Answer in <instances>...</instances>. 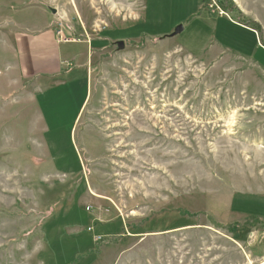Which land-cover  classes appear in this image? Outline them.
<instances>
[{
    "label": "rangeland",
    "instance_id": "374dc122",
    "mask_svg": "<svg viewBox=\"0 0 264 264\" xmlns=\"http://www.w3.org/2000/svg\"><path fill=\"white\" fill-rule=\"evenodd\" d=\"M221 30L264 47V0H0V264H264V62ZM44 31L90 54L74 133L19 83Z\"/></svg>",
    "mask_w": 264,
    "mask_h": 264
},
{
    "label": "crops",
    "instance_id": "0c3cea01",
    "mask_svg": "<svg viewBox=\"0 0 264 264\" xmlns=\"http://www.w3.org/2000/svg\"><path fill=\"white\" fill-rule=\"evenodd\" d=\"M201 10L203 9L201 8ZM204 24L209 26L211 29L216 30L217 19L214 24H209L208 21L204 20ZM211 37L212 40L219 43L223 50L227 52L232 51L239 56H247L249 57L248 59L255 60L258 63L259 61L264 62V47L261 45V40L258 36L256 42H253L252 44H248L247 42L234 37L237 48L234 47V44L228 42L229 38L226 36L225 30H221V37L219 40L215 37V35H212ZM65 45H79V43L76 44L59 41L53 31H44L36 35H31L29 33L22 34L18 36L15 41L14 48L16 50V61H18L16 71L20 74V82H18L20 84L27 83V81L30 84L33 83L31 88L34 90L35 87L48 88L50 86L51 89L56 87L59 91H63V95L59 94L55 100L56 109H53L50 102L47 104L48 108L46 109V114L48 118L51 119V123H49L48 126V122L46 121V124H44L45 127L42 123L40 124L41 134L51 132L52 127H61L60 121L63 119L64 114H66L71 108L72 101L76 100V111H74L72 115L73 123L71 128L72 133H74L76 125L89 98L87 75L85 74V67L82 66V64L88 63L90 56L89 51L78 53V50H68L69 48ZM90 48L92 49L91 46ZM246 48L249 51L246 50ZM7 80L9 79L7 78ZM7 82L9 83L10 81ZM17 85L18 84L11 82L12 89L16 88ZM31 101L35 102L33 97L31 98ZM54 110L57 112V119L53 117V112H55ZM36 111H38L37 114L40 116L39 110ZM40 117L45 119L43 116ZM40 117L38 119L41 121ZM43 143L37 142L38 147L40 148L34 150L33 152L37 155L40 154V157H49L50 154L46 156L42 153L44 148L41 147V145H43ZM69 213L70 210L64 212L65 216Z\"/></svg>",
    "mask_w": 264,
    "mask_h": 264
},
{
    "label": "water",
    "instance_id": "95a60500",
    "mask_svg": "<svg viewBox=\"0 0 264 264\" xmlns=\"http://www.w3.org/2000/svg\"><path fill=\"white\" fill-rule=\"evenodd\" d=\"M51 11L53 14L57 13L56 9L51 8ZM184 31H185L184 25H182V24L178 25L175 28L174 32L172 34H170L169 36H166V38L173 39V38L177 37L178 35L182 34ZM113 45L117 46L118 51H123L126 49V42L124 40L116 41L115 43H113Z\"/></svg>",
    "mask_w": 264,
    "mask_h": 264
},
{
    "label": "trees",
    "instance_id": "16d2710c",
    "mask_svg": "<svg viewBox=\"0 0 264 264\" xmlns=\"http://www.w3.org/2000/svg\"><path fill=\"white\" fill-rule=\"evenodd\" d=\"M246 228H248V227H247V226L238 227V226L235 225V227L232 228V232H234L235 235H238V238H239L240 240H242V239L244 240L245 237H242V233H245V235H247V230H246ZM239 233H241V235H239ZM244 241H245V240H244Z\"/></svg>",
    "mask_w": 264,
    "mask_h": 264
},
{
    "label": "built area",
    "instance_id": "2783aa9c",
    "mask_svg": "<svg viewBox=\"0 0 264 264\" xmlns=\"http://www.w3.org/2000/svg\"><path fill=\"white\" fill-rule=\"evenodd\" d=\"M214 2H215V1H214ZM216 7H218V6H217V3L215 2V5H214L212 8H216Z\"/></svg>",
    "mask_w": 264,
    "mask_h": 264
}]
</instances>
